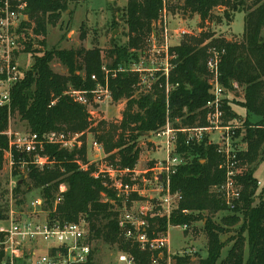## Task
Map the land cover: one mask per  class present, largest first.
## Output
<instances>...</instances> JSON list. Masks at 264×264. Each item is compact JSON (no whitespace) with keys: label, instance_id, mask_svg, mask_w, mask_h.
<instances>
[{"label":"trees","instance_id":"1","mask_svg":"<svg viewBox=\"0 0 264 264\" xmlns=\"http://www.w3.org/2000/svg\"><path fill=\"white\" fill-rule=\"evenodd\" d=\"M161 1L127 0L122 12L127 42L112 45L103 57L102 50L97 47L47 48L44 40L46 28L57 24L61 13L68 10V0H28L27 14L34 23L31 34L43 38L37 40L35 47L30 39L25 44L33 62L23 80L12 88L9 114H17L28 131L39 136L49 131L70 130L83 133L84 140L85 132L91 131L93 139L103 146L105 160L109 164L132 170L139 159L138 139L165 124L167 109L174 128L206 124L205 104L211 98V76L206 63L216 54L219 59V83L229 91L233 90L234 84L242 87L243 98L238 105L248 116H256L258 120L251 122L246 117L241 131L245 150L237 156L245 169L237 177L241 192L232 209L226 206L215 189L224 181L216 146L208 143L206 138L199 143L186 144L185 135L178 133L176 151L186 158L187 163L179 166L170 178L171 190L180 192L182 199L169 222L190 225L193 221L202 220L206 255L195 258L192 255H173L170 264H264V197L259 196L255 202L258 184L253 175L256 164L264 160V0H181V4L174 5L184 15L198 16L201 29L198 35H185L170 48L174 57L169 81L178 85L166 97L164 89L157 85L148 90L141 89L138 74L118 72L109 79L112 100H125L117 122H93L85 106L64 95L68 88L92 90L96 82L91 75L102 81L103 65L116 69L136 58L137 51L143 49L145 39L152 31L151 23L157 18ZM169 9H173L172 5ZM237 12L244 13L243 30L239 36L215 37L211 30H203L206 23H220L222 20L230 23ZM62 27L63 22L60 23ZM66 29H69V22ZM82 29L81 26L80 38L84 39L85 31ZM105 57L109 62H104ZM55 60L65 68V73L52 69L51 63ZM222 110L226 121L238 118L225 101ZM8 117L7 109L0 107V171L4 152L8 149V138L3 133L8 126ZM38 154L53 162L39 167L30 162L33 153L13 150L15 160L27 161L25 175L19 176L16 170L13 171L17 177L15 196L20 195L23 186L26 191L38 189L39 195L45 198V209H52L58 187L64 183L66 191L52 217L66 222L84 218L91 242L116 245L121 253L132 257L134 264H150L151 257L159 255V251L141 250L120 233L116 208L122 207L123 198L116 196L108 177L93 175L97 169L88 163L84 142L72 149L45 144ZM85 164L87 167L81 168ZM153 166L151 164L149 168ZM19 180H22L21 183H18ZM105 197L107 200H104ZM136 197L133 195L134 199ZM17 201L21 203L22 200ZM4 209H0V214L6 211ZM158 209L159 206L153 208L144 217L149 225L147 232L150 237L167 230V220L156 214ZM226 210H231L230 214L221 217L220 223L215 222L214 216ZM230 228L233 234L221 240L220 234ZM227 242L231 245L222 257ZM94 249L91 264H94ZM162 253L165 259L166 250L163 249Z\"/></svg>","mask_w":264,"mask_h":264},{"label":"built area","instance_id":"2","mask_svg":"<svg viewBox=\"0 0 264 264\" xmlns=\"http://www.w3.org/2000/svg\"><path fill=\"white\" fill-rule=\"evenodd\" d=\"M173 3L174 0L161 1L157 18L151 23L152 31L145 39L143 49L137 51L136 58H131L127 65L116 69H109L103 65L102 81L91 75V79L96 82L92 90L68 88L64 95L69 96L75 103L85 106L91 119L97 106L106 101H113L109 88L110 77H115L118 72H132L138 74V85L141 89L148 90L152 85H157L164 89L167 97L178 85L169 81V72L173 67L171 61L174 57L170 53V48L174 46L172 41L189 33L184 28L171 27L169 8ZM27 8L28 0H0V107L7 109L8 123L12 88L23 80L26 71L31 67L30 65L25 69L22 65V57L30 53L25 50V44L29 40L27 34L30 35L34 26L27 14ZM218 61V56L214 54L206 63L211 76L209 80L211 98L205 104L206 124L201 127L174 128L167 109L165 124L152 131V135L161 140L158 143L160 146L163 145L165 155L155 162L149 178L138 179L134 176L133 169L113 167L106 162L105 154H102L103 157L99 156L100 153H104L101 143L95 139L91 141V147L98 154L96 158L100 161L93 175L97 177L102 174L108 177L117 197L127 202L132 193L140 196L145 195L144 193L149 190L156 193L150 199L159 206L156 214L167 220L165 232L157 233L155 237L148 235L149 225L144 217L153 210L149 207L141 208L136 216L126 214L118 221L120 233L126 240L135 242L141 250L159 251L158 256L151 257L150 264H160L164 259L162 250L168 248L170 241L168 234L170 216L177 210L182 199L180 192L172 191L170 185V178L176 173L177 168L187 163L186 158L176 151L178 133L185 135L186 144L199 143L206 138L208 143L216 146V152L221 157L220 168L224 172V181L215 186V189L225 200L226 206L231 209L233 202L240 197L241 185L237 177L241 175L245 165L237 155L245 150V146L241 133V139L238 141L233 126L224 117L222 105L225 87L218 81ZM3 133L8 138V149L5 153L10 167L8 191L11 202L17 201L18 198V195H14L17 177L13 175V171L16 170L19 176L25 175L27 164L24 159L15 160L13 150L33 153L30 162L43 167L53 162L48 157L38 154L45 144L72 149L83 143V133L70 130L49 131L39 136L29 131L12 132L7 127ZM212 134H216L215 140L211 137ZM239 142H242V145H239ZM81 168L86 167L81 165ZM65 191L66 185L61 183L52 201V209H45V198L39 195L29 202L32 209L27 215L17 216L10 206L6 216H0V264H91L93 247L88 237V225L85 219L66 222L51 216ZM183 212L187 211L183 210ZM177 226L181 231H187L190 227L186 223ZM42 249L44 252H41ZM190 251L188 249L178 255H190ZM118 260L126 264H134L132 257L124 253L119 254ZM166 262L170 264L169 256L166 257Z\"/></svg>","mask_w":264,"mask_h":264},{"label":"rangeland","instance_id":"3","mask_svg":"<svg viewBox=\"0 0 264 264\" xmlns=\"http://www.w3.org/2000/svg\"><path fill=\"white\" fill-rule=\"evenodd\" d=\"M181 0H174L172 4V10L170 11L169 22L171 27L174 28H184L190 33L186 35H198L201 29L199 28V17L195 15H184L181 10L175 6L181 4ZM127 0H68V10L61 13V18L57 24L48 25L46 28V34L44 40L46 42L47 48H78L83 46L84 48L97 47L102 50L103 57L107 55V50L111 48L112 45H122L127 42V29L124 19L122 17V12L126 6ZM249 3V2H248ZM177 4V5H176ZM175 5V6H174ZM219 10H222L220 7ZM243 12H237L231 23H227L222 20L220 23L210 22L206 23L203 30H211L215 37L227 36L233 37L237 36L234 34L242 33L243 30ZM63 22V27L60 28V23ZM67 22H69V29H66ZM81 26L82 30L85 31V38H80ZM30 33V31H29ZM264 38V33L262 34ZM148 36V35H147ZM185 36V35H184ZM184 36H179L173 40V44H178ZM43 36H33L31 33L29 39L34 41V47L37 44V40H41ZM22 57V65L26 69L32 65L33 57L31 53H27ZM104 62H109L108 59H104ZM51 67L55 72L63 73L65 68L58 61H53ZM224 101L230 104L231 110L238 114V118L230 121L229 123L233 126L235 137L238 141L241 139V131L244 128V123L249 118V121H257V117L253 115H247L246 111L238 106V102L243 98L242 87H234L232 91L225 89ZM125 107V101H106L94 109L91 119L93 122L104 120L108 123L117 122L121 118V113ZM12 132H27L28 129L23 121L20 120L17 114L10 116L8 126ZM213 140L216 139V134H212ZM147 138H151L154 142H160L161 140L156 138L154 135L141 136L138 139V146L140 149L139 159L134 167V176L138 179L142 177H150V170H148L151 165L150 156L156 159H162L165 155L163 150V145H155L154 142H148ZM93 139V133L91 131H86L84 134V140L86 146L87 160L89 164H93L95 168L99 166L100 161L98 158H94V154H97L91 148V141ZM243 142V141H242ZM239 142V145H242ZM245 146V144H244ZM103 157V152L100 153ZM151 154V155H150ZM89 158V159H88ZM95 160L94 163H92ZM105 162V160H102ZM101 161V162H102ZM107 162V161H106ZM87 165V164H85ZM154 165V164H153ZM87 167V166H86ZM101 168V167H100ZM10 167L8 164V158L4 152V163L3 168L0 171V209L5 208L0 216L5 217L7 210L11 206L16 212L17 216H25L30 213L31 209L29 202L39 196L38 189H31L26 191L25 186L22 187V192L18 195L17 200H22L21 203L18 201H10L9 197V176ZM254 177L259 181L257 185V191L255 195V202H257L259 196L264 197V160L260 161L254 167L253 171ZM127 178V177H126ZM31 187H29L30 189ZM145 195H137L132 193L128 197V201H122V207H117L119 212V218H124L126 214L130 216H136L137 212L141 208L149 207L156 208L157 204L154 200L150 198L156 193L149 190L144 193ZM133 195L137 196L136 199ZM133 199H132V198ZM104 200H107L106 197ZM111 204L114 201L109 200ZM231 210L220 211L214 216V221L220 223V218L230 214ZM226 228V227H225ZM168 234L170 237L169 246L166 249V257H171L173 255H178L180 253H185L186 250L190 249V255L195 257H204L206 255V235L203 227L202 220L193 221L190 224L187 231H181L177 225L169 222ZM233 234V229L220 234L221 240H226L230 235ZM231 242H227L222 250V257L226 255ZM44 248V245L42 246ZM92 247H94V264H126L118 260V256L121 251L116 245H108L101 242H92ZM41 252H44L42 249ZM166 257L160 264H167Z\"/></svg>","mask_w":264,"mask_h":264},{"label":"crops","instance_id":"4","mask_svg":"<svg viewBox=\"0 0 264 264\" xmlns=\"http://www.w3.org/2000/svg\"><path fill=\"white\" fill-rule=\"evenodd\" d=\"M67 12H69V10H67ZM232 22V21H231ZM230 22V23H231ZM190 33V32H189ZM241 33H239V34H234V35H237V36H239ZM226 38H229V37H227V36H225ZM172 45H177V44H173V41H172ZM173 47V46H172ZM87 49H89V48H87ZM63 73H65V72H63ZM234 88V87H233ZM236 88H237V86H236ZM125 101V100H124ZM241 101V100H240ZM229 104V103H228ZM239 106V105H238ZM240 107V106H239ZM148 135H152V132H150V133H147V134H144L143 136H147L148 137ZM147 141L148 142H154L153 140H151V138H147ZM155 143V145H159V143L158 142H154ZM160 146V145H159ZM161 147V146H160ZM92 148V147H91ZM98 154H94V158L96 159V156H97ZM140 155V154H139ZM151 155V154H150ZM87 156H88V154H87ZM99 156H101V154H99ZM89 159V158H88ZM150 159L151 160H149L150 161V163L151 164H155V162L158 160V159H156V158H152L151 156H150ZM89 162V161H88ZM95 162V160L92 162V163H94ZM87 165H84V167H86ZM149 168V167H148ZM97 169V168H96ZM148 170H151L150 168L148 169ZM257 180V179H256ZM257 182L259 183V181L257 180ZM259 185V184H258Z\"/></svg>","mask_w":264,"mask_h":264},{"label":"water","instance_id":"5","mask_svg":"<svg viewBox=\"0 0 264 264\" xmlns=\"http://www.w3.org/2000/svg\"><path fill=\"white\" fill-rule=\"evenodd\" d=\"M21 181H22V180H19V182H18V183H21Z\"/></svg>","mask_w":264,"mask_h":264}]
</instances>
